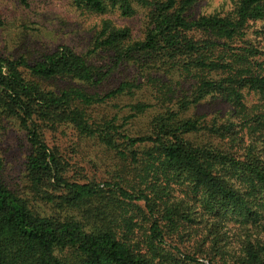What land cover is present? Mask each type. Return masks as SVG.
Instances as JSON below:
<instances>
[{
    "label": "trees",
    "instance_id": "16d2710c",
    "mask_svg": "<svg viewBox=\"0 0 264 264\" xmlns=\"http://www.w3.org/2000/svg\"><path fill=\"white\" fill-rule=\"evenodd\" d=\"M68 1L84 53H0V134L27 145L24 193L0 152V264H264V0Z\"/></svg>",
    "mask_w": 264,
    "mask_h": 264
},
{
    "label": "rangeland",
    "instance_id": "374dc122",
    "mask_svg": "<svg viewBox=\"0 0 264 264\" xmlns=\"http://www.w3.org/2000/svg\"><path fill=\"white\" fill-rule=\"evenodd\" d=\"M229 0H201L194 8L195 15L220 9ZM28 4V5H27ZM27 6H18V0H0V13L6 20L5 25L0 27V53L7 56L26 55L35 58L45 50L55 49L58 45L67 44L75 51L84 53L87 49L89 37V25L92 18L85 20L76 17L73 9L69 8L68 0H27ZM139 31L140 18L134 17L125 20ZM122 73L118 76L121 77ZM225 107V104L216 99L199 105L196 109L198 114L208 113ZM113 112V109H111ZM209 116V115H208ZM207 116V117H208ZM148 115L134 120V131L142 130ZM66 136L58 134L57 142H68L75 146L76 151L83 158L89 154H97L101 164H104L107 154L97 148L91 140L72 139L70 134ZM94 145V146H93ZM27 145L22 132L15 124H8L7 129L0 134V152L6 162L5 176L13 186L19 185V191L24 193L23 159ZM104 152V153H99ZM79 155V156H80ZM101 157L105 161H101ZM90 168V167H89ZM91 169V168H90ZM24 188V190L22 189Z\"/></svg>",
    "mask_w": 264,
    "mask_h": 264
}]
</instances>
